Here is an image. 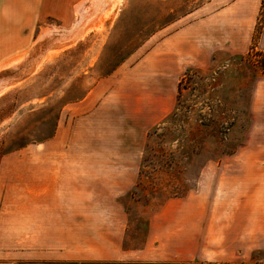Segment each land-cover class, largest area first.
Returning a JSON list of instances; mask_svg holds the SVG:
<instances>
[{"label": "rangeland", "instance_id": "374dc122", "mask_svg": "<svg viewBox=\"0 0 264 264\" xmlns=\"http://www.w3.org/2000/svg\"><path fill=\"white\" fill-rule=\"evenodd\" d=\"M191 1L80 0L67 20L48 16L38 22L29 30L27 58L0 73V165L12 152L43 147L60 121L70 119V106L107 77L101 73L109 64L164 23L172 8ZM232 1L205 0L148 39L129 64ZM222 16L227 19L226 12ZM257 28L258 21L251 39L237 35L230 50L228 30L221 29L209 64L197 60L191 46L176 68L173 62L169 91L156 97L171 111L151 129L143 149L133 190L140 200L135 235H143L147 216L165 200L202 198L205 237L218 240V247L208 241L204 251L218 249L219 256L183 264H264V250L249 240L259 231L264 205V70L261 57L249 53Z\"/></svg>", "mask_w": 264, "mask_h": 264}, {"label": "crops", "instance_id": "0c3cea01", "mask_svg": "<svg viewBox=\"0 0 264 264\" xmlns=\"http://www.w3.org/2000/svg\"><path fill=\"white\" fill-rule=\"evenodd\" d=\"M78 2L0 0V73L27 58L29 30L48 16L67 20ZM261 4L233 0L226 10L176 31L139 61L129 64L128 59L70 106V119L60 121L43 147L6 155L0 165V264L218 259V249L208 255L204 251L208 241L218 247V240L205 237L202 198L165 200L147 216L143 235L136 236L135 204L140 200L133 190L147 136L171 111V104L165 107L156 97L169 91L173 62L176 68L192 46L196 59L209 64L221 45V29L228 30L229 50L235 49L237 35L251 39ZM257 48L264 50V25ZM259 218V231L245 237L264 250V205Z\"/></svg>", "mask_w": 264, "mask_h": 264}, {"label": "trees", "instance_id": "16d2710c", "mask_svg": "<svg viewBox=\"0 0 264 264\" xmlns=\"http://www.w3.org/2000/svg\"><path fill=\"white\" fill-rule=\"evenodd\" d=\"M205 0H193L191 2H189L188 4H185L183 7L181 8H172L171 12L169 13V17L168 19H166V21L158 26H155L154 28H152V30L149 32V34L145 37H140L139 39H141V41L137 44V46L132 47V49H130V51H128V53L123 56L122 58H118V60H114L113 61V65L109 64L108 67L106 69L103 70V72L101 73V76H108L111 75L113 72H115L132 54H134L138 48H140L148 39H150L153 35H155L157 32H159L160 30L166 28L167 26H169L170 24H172L173 22H175L176 20L180 19L181 17H184L186 15H188L189 13L193 12L194 10H196L197 8H199L200 6H202L203 2ZM207 1H211V0H207ZM258 28H257V34L255 35V42L253 43L250 52L252 53L255 51V54L259 57H261V65L263 67L264 70V50L261 49H257V45L256 42L260 37V33L262 30V27L264 25V0H262V4H261V10H260V14H259V18H258Z\"/></svg>", "mask_w": 264, "mask_h": 264}]
</instances>
